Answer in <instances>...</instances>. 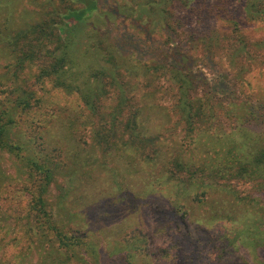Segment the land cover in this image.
<instances>
[{
	"label": "rangeland",
	"instance_id": "rangeland-1",
	"mask_svg": "<svg viewBox=\"0 0 264 264\" xmlns=\"http://www.w3.org/2000/svg\"><path fill=\"white\" fill-rule=\"evenodd\" d=\"M138 1L97 0L104 12L115 7L123 14L101 17L91 31V58L104 73L98 89L85 99L38 79L39 63L16 64L15 35L59 8L61 0H0V33L5 35L0 107L11 109L15 99L30 92L37 98L32 107L15 113L11 139L19 141L14 143L21 145V155H38L40 148L54 156L48 163L55 178L46 208L66 237L60 240L50 227L34 221L35 176L14 153L0 149V264H244V252L236 247L221 256L220 237L230 224L210 221L209 205L191 201L207 180H186L192 192L181 200V211H189L183 225L171 228L172 221L161 222L157 209L175 201L176 187L159 177L151 144L168 166L219 167L232 162L235 147L256 165L264 163V19L245 23L242 48L224 20L228 12L219 8L223 0L195 6L202 17L199 30L219 31L208 43L193 16L184 12L178 11L181 16L167 28L146 15L136 20L127 8ZM77 39L83 51L87 37L80 33ZM177 70L193 84L191 97L202 112L193 124L180 111ZM133 109L150 136L138 144L128 140L129 131L123 133ZM150 182L151 194L144 198ZM231 183L264 206V166L260 178ZM257 225L264 230V218ZM90 244L105 256L92 252L91 259L85 253ZM249 250L246 264H264V244Z\"/></svg>",
	"mask_w": 264,
	"mask_h": 264
},
{
	"label": "trees",
	"instance_id": "trees-1",
	"mask_svg": "<svg viewBox=\"0 0 264 264\" xmlns=\"http://www.w3.org/2000/svg\"><path fill=\"white\" fill-rule=\"evenodd\" d=\"M198 1L202 0H139L134 7L130 5L127 12L136 20L146 15L151 23L156 26L160 25L162 28H167L176 23L177 18L175 19V16H181L178 11L181 14L184 12L183 15L193 16L197 24L195 29L198 28V31L203 34L200 35L201 38L206 39L207 43L208 41H215L219 33L216 28H210L205 32L199 30L202 17L195 11ZM221 3L222 6L219 8H224L226 9L224 11L228 12V16L224 19L227 22L228 30L233 33V37L239 41V45L243 48L246 45L245 38L241 33L243 27L246 22L264 19V0H223ZM228 8H231V11H228ZM122 12L115 7L109 12H104L98 8L97 0H61L59 8H53L42 19L29 24L27 30L15 35L13 44L17 51L16 64L37 62L40 64L39 73L37 74L38 79H48L55 86H60L66 91H77L86 99L94 93L95 89H98L99 80L104 73V69L93 57V60L91 58L90 44L93 39L91 31L96 30L95 28L101 17L107 16L109 18ZM134 13H136V17L133 15ZM80 33L85 34L87 37L86 48L83 51L76 47ZM62 34H64V38H61ZM4 36L0 33V43ZM110 56L114 57V55ZM176 72L180 76L178 79L180 84H178L180 111L184 118L189 121L188 124H193L195 116H201L202 114L195 107V100L193 101L191 97L193 84L185 73L179 70ZM35 99L37 98H34L30 92V94L27 93V95L15 99V104L11 109L0 107V149L14 153L31 169L36 182L31 190L34 221L39 222L42 226L50 227L62 240L66 237L60 235L62 234L58 231L60 228L55 225V221L46 208V195L55 178L54 168L48 163L50 158L54 156L47 157L49 153H44L43 149L40 148H36L38 155L36 153L21 155V145L14 143L19 141L11 139L16 125L15 113L20 109L25 110L32 107ZM93 102H95L94 98ZM92 109L95 111L97 107L93 106ZM124 121L128 128L123 133L129 131L130 137L128 140H132L130 142L135 143L136 141L138 144L140 141H146L150 138L148 136V125L141 121L138 109H133L130 118ZM115 132L122 134L118 132V129H115ZM151 145L156 152L152 163L154 165L158 164L160 168L158 172L161 175L159 177L165 178L167 181L173 180L176 187L175 201L170 203L168 209H165L164 206L157 209L160 211L161 222H164V220L172 221L171 228L177 227L179 223L183 225V215L189 214V211H181L183 207L181 200L184 199L186 194L192 192V188L190 190L185 188L186 180H207L204 188L196 193L191 201L196 203L198 207L204 204L209 205L210 221H224L230 224L231 230L220 237L222 240L221 256L226 255L229 251H234V247H236V250L240 249L244 252V264L250 262L247 256L250 252L249 248L253 249L254 246L264 244V230L257 225V221L264 218V206L257 202V199L238 192L235 186H230V184L233 180L248 181L250 178H260L264 163L256 165L250 161L251 159L246 152L239 147H235L232 162L219 167L217 165L196 166L185 162H176L175 165L171 163L173 166H168L163 155L157 154L160 150L154 147L153 144ZM115 148H118V146H115ZM180 172H183V174H180ZM151 184L153 182L144 186L146 191L144 198L151 194ZM119 187L118 192L121 194L123 186ZM126 190L129 189L126 188ZM126 196H128V193H126ZM155 212L156 210L153 211V213ZM89 246L90 249L85 253L90 255L91 259L93 258L92 252L95 257L100 259L105 256L103 249H94L91 244Z\"/></svg>",
	"mask_w": 264,
	"mask_h": 264
}]
</instances>
